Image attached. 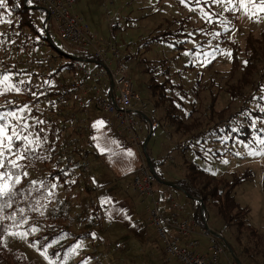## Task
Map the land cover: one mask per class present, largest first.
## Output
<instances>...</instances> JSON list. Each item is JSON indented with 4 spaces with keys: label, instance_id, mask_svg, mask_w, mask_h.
<instances>
[{
    "label": "rangeland",
    "instance_id": "1",
    "mask_svg": "<svg viewBox=\"0 0 264 264\" xmlns=\"http://www.w3.org/2000/svg\"><path fill=\"white\" fill-rule=\"evenodd\" d=\"M21 3L22 0L14 1L15 5H20ZM192 6L195 7L194 4ZM27 8L29 10L26 16L32 22L38 34L37 38L40 41L39 49L33 50L30 54V61L35 54L39 56H55L57 52H60L66 56H80V50L69 47L58 40L55 28L52 24H49L48 38L44 30V23L46 21L45 15L40 10L34 9L30 3L27 5ZM5 10H7L6 13H0L3 15V19L5 21H11V23L16 22L17 18L9 11L10 9H8V6ZM211 11L223 13V15L232 22L234 31L224 33L222 27L218 23H206L200 18L198 11L190 12L188 8L180 3V0H112V4L104 2L103 0H79L74 7V13L82 19L84 24L98 40H101L103 43L112 42L120 45L123 49L126 45L130 46L126 52L135 49V43L138 38H144L156 29L164 32L166 30L175 31L181 28L180 33L185 35L179 40L184 43L183 50H176L169 46L171 44L158 43L154 45L151 51L144 54L142 58L146 61L153 62L150 64V67H154V63L158 61L167 60L169 65L172 66L176 72H179L180 77L186 80L185 89L187 91H190L192 87L196 86L195 80H199L200 84L205 82L208 83L210 80H213L215 85L212 88V92H217V85L222 86L225 83L226 73L230 70L232 58L230 59L224 55H217V58L207 67H201L199 64H191L189 63V57L184 56L183 53L186 50L195 51V48L192 42L186 41H195L205 46L208 51H211V48H207L210 42L213 47L219 45L223 49L231 50L232 53L234 51L237 53L238 49H243L246 36L252 34L254 37H258L260 32L264 29V18L257 23L246 18L242 11L235 14L225 13L223 9L218 6H212ZM261 15L264 16V14ZM9 27L10 23H0V33H3L5 36L9 32ZM213 32H221V36L218 39H213V37L208 34ZM9 33L13 36L16 34L15 31H10ZM188 33H193V35L188 36ZM4 36L0 38L4 40V43L0 44L1 68L6 70L7 67L2 64L8 63L15 65V68L18 69V61L23 62V59H25V54L23 53L25 50L20 47L17 52H15L16 44H10V40H12L13 37L11 36L7 39ZM45 38L48 40H45ZM123 49L122 51H124ZM29 64L31 65V62H26L24 65L26 67ZM84 65L87 69L92 70L93 73L99 72V68L95 67L94 63L86 62ZM127 66L130 70L129 78L133 86L142 93L144 86H142L139 81H145V77L140 72L141 67L135 62L127 63ZM209 66L211 67L209 68ZM262 73H264V69ZM66 78H69V75L65 73L63 76H57L55 80L57 82H64ZM25 79H27V77ZM175 81H178V79H175ZM262 82L264 84V77L262 78ZM18 95L19 94L16 93H10L0 96V104L4 105L12 98L18 97ZM206 95L207 92L200 91L201 98H204ZM229 101L230 99L226 94L221 95L216 108L221 109L228 106ZM241 104L242 102L240 101L231 104V113L237 112ZM43 107L45 106L40 104L39 112L44 113L45 116L39 119L46 121L47 125L45 123L39 125L38 128L44 129L41 135H46L49 140L50 136L48 134V129L50 128L51 122L47 121L46 116H48V112L44 111ZM45 108L48 111L50 110L48 106ZM91 108H93V106ZM187 111H189V109H187ZM31 115L33 116V112ZM147 115L150 116L149 111ZM93 117L92 123H89L92 129L89 131L84 132L77 126L72 127L68 125V127L71 128L69 131L73 133V139L77 140L79 148L82 146H91V150L95 154H91L88 157L91 163V175L95 177L98 176L97 178H99V181H96V186H94V190L89 195L84 193L78 195L77 191L67 192L58 185L55 190V196L51 198V203L48 204L46 215H51L52 211L58 208L66 211L68 210L71 218V220H69L71 226L68 228V231L74 236H83L87 232H90V234L94 233L95 237H93V235L92 237L98 238L101 243L97 240L91 241L89 239L80 241L83 242L84 247L78 250V255H74L68 259L67 264H85V262L86 264H172L167 262L160 249L158 240H155L156 237H154L152 231L145 226V219L142 212L144 207L141 200L136 198L133 193L124 187L125 180H127L131 173L133 174L139 166L138 160L141 158L139 156L141 148L136 149L132 147L128 143V140L121 136L114 128H108V121L106 122V119L102 115L94 111ZM227 119L228 117H226V120ZM101 120L104 121L103 127L99 129L93 128V124ZM137 121H139L138 118ZM256 121V118L253 119V123H256ZM261 122V132L263 135L255 136L254 139L256 142L254 144H242L239 139H234L232 144L228 143V139H226V142L223 140L221 143H210L213 154H204L206 160H200L198 164L203 167L205 171L211 174L214 172L215 176L223 175L229 177L232 173L239 174L245 170H250L252 172L251 178L245 180L236 187L234 196L236 202L240 206L249 209V225L264 235V193L262 189L264 180V155L255 157L246 155L251 147H255L257 151L264 147L259 145V139H264V118ZM138 124L141 130V138H139V144H141L149 135L151 124L149 122L147 123V134L146 131L144 132L146 124L144 122H138ZM153 125L154 123H152V126ZM151 135L144 155L148 152L152 158H165L170 148L168 142L165 141L166 136L164 132L155 130ZM88 137L89 139L87 141ZM93 137L97 139L94 140ZM52 140L54 141V139ZM113 141H115V143H113ZM97 144L103 147L105 151L101 152ZM47 145L48 142L44 144L41 149V154L47 156L48 159H36L22 162L25 164V170L29 173L26 181H40L48 178L50 158ZM245 145H248V147ZM196 149L200 151L199 148L196 147ZM128 151H131L133 155L128 156ZM237 152L241 155H235ZM214 155H216L217 158L214 157ZM177 156V153L170 155L171 159H173V161L175 160V162L180 161L179 158L177 161ZM99 157L100 159H98ZM101 157L103 159H101ZM225 160H227L228 163H223ZM170 163L172 162L168 159L164 164L167 180L177 178L176 174L173 172L174 168L170 166ZM116 186L121 187L120 192L115 194L109 192V190L112 191V187ZM129 195L135 197L133 200L135 205L133 206L129 203ZM173 195L174 196H171V201L181 206L183 216L193 217V220L198 221L200 225L202 223L204 225V220H206L209 231L221 239L225 249V255L228 258H232L233 255L236 256L237 250L234 241V232L229 229H224L221 220L214 213L206 214V212H203L201 216L197 214L194 218L196 214V210H194L195 204L181 195L178 191H174ZM161 197L163 198L164 195ZM102 199L111 201L110 204L103 206L106 214V224L110 222L117 223L112 225L114 228L111 229L109 233H102L99 224L90 221L89 214L91 213V206L95 204L101 206L100 201ZM165 207H168L166 202ZM103 226L106 225L104 224ZM128 238H130V240H127ZM7 240L8 249L23 253L31 264H48V261L40 255V250L37 247H30L28 242L11 237H8ZM119 241L123 245L124 252L121 250L117 251L115 248V243ZM232 249L235 252H233ZM220 261L223 264V256H221Z\"/></svg>",
    "mask_w": 264,
    "mask_h": 264
},
{
    "label": "trees",
    "instance_id": "2",
    "mask_svg": "<svg viewBox=\"0 0 264 264\" xmlns=\"http://www.w3.org/2000/svg\"><path fill=\"white\" fill-rule=\"evenodd\" d=\"M14 1L15 0H7V6L8 9H10L9 11L17 18L16 22L10 23L9 32L15 31L16 34L13 36L8 32L4 37L7 39L11 36L13 37L12 40H10V44H16L15 52H17L20 47L24 49L25 52L23 53L25 54V59H23V62L18 61V69L15 68V65L3 63L2 65L7 67V69H2L0 65V71L10 70L12 72H17L26 70L28 73L32 74V85H43V82L47 78H57V76H63L65 73L69 74V80H81L74 68L76 63L82 66H85L84 63L86 62L94 63L95 67L99 68V65L91 56L81 51L79 52V57L70 56L73 59L57 52L55 56H39L35 54L30 61V54L33 50L39 49L40 41L37 38L38 34L32 22L26 16L29 9L24 3L25 0H22L20 5H15ZM1 12L6 13L7 10L0 9V13ZM48 29L49 26L46 29L44 28L47 35L49 33ZM180 30L181 28L175 31L166 30L161 32L159 29H156L144 38H138L134 50L126 52L128 47H130L127 45L123 49V62L125 64L130 62L137 63L139 67H141V74L145 77V81H139L140 84L144 86L142 93L134 87L135 91L141 95L142 101L149 107L148 111L150 114V116L143 114L135 117L139 137L141 138V130L138 122H144L145 124L149 122L151 124L152 134L155 130H161L166 137H169L168 141L165 137V141L168 142L170 148L165 158H152L148 152L144 155V142L140 144L141 149L139 148V156L141 155L145 160H148L156 180L154 192L163 202L165 201L168 205L172 197L169 195L165 196L164 192H161V188L167 187L171 189L172 192L178 191L181 195L195 204L194 210H196V214L194 218L197 214L199 216L203 214L200 209L201 202L205 207L206 214L214 213L221 220L224 229H229L234 232V241L237 250L235 257L240 264H264V235L249 225V209L240 206L236 202L234 196L236 187L245 180L251 178L252 172L250 170H245L239 174L232 173L229 177L223 175L215 176L205 171L203 167L198 164L200 160H206L204 154H213L210 143H221L223 140L226 142L225 138L228 137V143L231 144L234 142V139H239L242 144H254L256 142L254 137L263 135L261 132V121L264 118V112H261L260 108L264 107V98H262L264 97V88H262V86H264L262 82V78L264 77V73H262L264 69V29L260 32L258 37H254L252 34L246 36L243 49H238L237 53L235 51L232 53L230 70L226 73L225 83L222 86L217 85V92H212V88L215 85L213 80L203 84H200L199 80H195L196 86L192 87L190 91H187L185 89L186 80L180 77L179 72H176L175 69L169 65L167 60L158 61L154 63V67H150V64L153 62L146 61L142 58L144 54L151 51L154 45L158 43L171 44L174 45V49L183 50L184 43H177V41L185 36L180 33ZM45 40L48 39L45 38ZM75 58L83 61L77 62ZM244 61L249 62L247 66H245ZM26 62L48 63L53 67V72L46 76L38 74L33 70L26 69L24 65ZM210 67L211 66H209V68ZM175 79H178V81H175ZM32 90L37 91L38 89L33 87ZM199 90L207 92V95L201 98ZM57 93H54L53 96H59ZM223 94L229 97V104L224 108L217 109V102ZM45 99H47L46 95L41 96L39 101H37L30 94H19L18 97L9 100V102H12L11 104L6 102L4 104L6 108L0 109V111L26 103L33 105L38 104V106L42 104L47 107ZM236 101H240L242 104L239 106L237 112L231 113L230 106ZM90 103L91 98L86 101L82 112L87 113V119L89 123H92L94 118L93 113L94 111L96 112V110L94 107L91 108L92 105ZM45 107H43L44 111L48 112V116H46L47 121L51 122L50 128L48 129L50 139L47 145L50 166L48 169L49 176L46 181L57 183V185H60L62 189L67 192L77 191L78 195H81L80 193L86 195L91 194L94 190V186H96V181H99V178H97L98 176L95 177L91 175V168L89 172L83 173L82 171L76 170L66 171L61 165V149L64 143L72 142L70 139L73 134L62 128L63 122L66 120L65 115L70 112L77 113L79 111L75 109V105H70L68 103L57 108H51L49 111L46 110ZM187 109H189V111H187ZM242 112L248 114L240 115ZM33 116L40 118L45 116V114L37 111L34 107ZM226 117H228L227 120ZM137 118L139 121H137ZM255 118L257 121L253 123V119ZM107 120L108 119H106V122ZM234 121H238V124L234 123ZM152 123H154L153 126ZM253 124L255 126H253ZM147 127L146 124L144 130L146 134L148 133L146 130ZM108 128L110 127L108 126ZM234 128L236 129L235 131L233 130ZM91 129L92 126L90 125L89 130ZM52 139H54V141ZM88 139L89 137L87 141ZM196 147L199 148L200 151L197 150ZM40 153H42L41 150ZM173 153L178 154L176 158L177 161L178 158L180 161L175 162V160L173 161V159H171L170 155ZM91 154H94L91 150V146H82L79 148L78 145L73 146L71 150V155L74 158L88 161L90 166L91 163L88 157ZM214 157L217 158L216 155H214ZM168 159L172 162L170 166L174 168L173 172L177 177L173 180H167L166 178L164 164ZM65 173L67 174L65 175ZM53 177H58L59 179L53 181ZM127 180H129V178ZM127 180H125V182ZM71 181H75V183H71ZM27 185L28 181L25 179L22 186L26 187ZM171 185H173V187H171ZM262 189L264 193V180ZM111 190L112 191L109 190V192L115 194L121 191V187H112ZM33 195L37 194L34 193ZM163 195L164 197L162 198L161 196ZM135 197H131V195L128 196L129 203H131L132 206L135 205L133 201ZM17 204L19 206H25V201L18 199ZM47 210L43 216H40L38 213H28L30 216L29 223L41 229L39 232L29 237L28 243L33 240H40L41 245L47 244L61 234L66 233L65 239L49 249L50 258L54 259L52 254L55 252H59L61 257H63L72 245L83 240H97L101 243L98 238H93L90 232L85 233L83 236H74L71 234V232L68 231V228L71 226L69 222L71 218L68 210L66 211L58 208L52 211L49 216L46 215ZM8 211L11 212L12 209ZM104 211L103 206L98 204L92 205L91 213L89 214L90 221L96 224L98 223L102 233H109L111 229L114 228L112 225L116 222L106 224V214ZM142 212L145 219L144 209H142ZM4 223L8 224L9 222L5 221ZM144 223L145 226H147L146 222ZM104 224L106 226H103ZM201 225H203V223ZM25 227H27V225ZM44 237H47V239H43ZM127 240H130V238ZM155 240L157 239L155 238ZM218 242H222L220 238ZM115 244L117 251L121 250L124 252L123 245L120 241ZM37 248L41 251L40 246ZM160 249L162 251L161 246ZM232 251L235 252L233 249ZM0 264L31 263L23 253L11 251L7 246L0 245ZM57 264H59V262H57Z\"/></svg>",
    "mask_w": 264,
    "mask_h": 264
},
{
    "label": "built area",
    "instance_id": "3",
    "mask_svg": "<svg viewBox=\"0 0 264 264\" xmlns=\"http://www.w3.org/2000/svg\"><path fill=\"white\" fill-rule=\"evenodd\" d=\"M78 1L32 0L30 3L44 13L45 29L52 24L60 42L88 54L99 65V72L93 73L76 63L74 68L81 80L66 78L64 82H57L56 78H47L53 86L44 87L48 88L45 103L49 109L75 103V109L79 112L66 114L62 128L69 131L71 128L68 125L77 126L86 132L90 125L87 113L82 112V109L91 98L90 104L96 112L108 119V126L125 137L132 147L139 149L140 137L135 117L147 114L148 107L129 78V67L123 62V48L112 42L103 43L95 37L82 19L73 13ZM103 1L112 4V0ZM25 68L44 76L53 72V67L48 63H31ZM54 93L59 96H53ZM73 138L72 134V142L64 143L61 149L62 168L87 173L91 168L89 162L71 155L73 146H78L77 140ZM140 157L137 170L130 175L124 187L141 200L146 225L158 240L167 262L222 264L220 260L223 256V264H237L233 254L232 258L225 255L222 242H218L219 237L209 231L206 220L204 225H200L193 218L183 216L181 206L174 201H170L168 207H165L163 200L154 192L156 180L147 160L141 155Z\"/></svg>",
    "mask_w": 264,
    "mask_h": 264
},
{
    "label": "snow or ice",
    "instance_id": "4",
    "mask_svg": "<svg viewBox=\"0 0 264 264\" xmlns=\"http://www.w3.org/2000/svg\"><path fill=\"white\" fill-rule=\"evenodd\" d=\"M26 2L31 3L32 0H26ZM180 3L188 8L190 12L198 11L200 18L206 23H218L224 33L234 31L232 22L223 13L212 12V6L221 7L225 13L235 14L242 11L246 18L257 23L264 18L261 15L264 14V0H180ZM193 4L195 7L192 6ZM6 7L7 0H0V9H5ZM5 22L11 23V21H5L3 15L0 14V23ZM208 34L213 39H218L221 36V32ZM192 35L193 33H188V36ZM3 36L4 34L0 33V37ZM186 42H192L195 48V51L186 50L183 53L184 56L189 57V63L191 64L207 67L217 58V55L232 58L231 50L223 49L219 45L213 47L209 42L207 48H211V51H208L205 46L195 41ZM3 43L4 40L0 39V44ZM177 43L182 42L177 41ZM169 46L173 47L174 45ZM248 63V61H244L245 66ZM31 75L26 70L17 72L10 70L0 71V96L10 93L30 94L39 101V98L45 96L48 88H51L53 84L51 81L45 80L43 85H32ZM24 77H27V79ZM44 85H47L48 88H44ZM33 87L38 90L33 91ZM7 103L11 104L12 102ZM34 107L39 111L38 104L28 103L0 111V245L5 247L8 243V237L28 242L30 236L41 230L38 226L29 223L30 216L28 213L33 212L43 216L48 204L51 203V198L55 196V190L58 186L57 183L46 180H31L26 187L22 186L24 180L29 176V173L25 170V164L22 162L48 159L47 156L40 153L44 144L48 142V138L46 135H41L44 129L38 128L39 125L45 124L46 121L31 115ZM4 108H6V105H0V109ZM260 111L264 112V107L260 108ZM247 114L246 112L240 113V115ZM234 123L238 124V121H234ZM103 125L104 121H97L93 124V128L99 129ZM253 126L255 125L253 124ZM233 130L235 131L236 129L234 128ZM93 139L97 138L93 137ZM259 145L264 146V139H259ZM245 146L248 147V145ZM97 147L101 152L105 151L99 144H97ZM127 155L132 156L133 153L128 151ZM235 155L240 156L241 154L237 152ZM246 155L253 157L262 156L264 155V147L259 151L255 147H251ZM223 163L226 164L228 161L225 160ZM213 175H215L214 172ZM58 179V177L52 178L53 181ZM71 183H75V181H71ZM34 193L37 195H33ZM18 199L25 201V206H19L17 204ZM100 203L101 206H104L110 204L111 201L102 199ZM9 209H12V211L9 212ZM5 221L9 223L5 224ZM26 225L27 227H25ZM66 235V233L61 234L43 245H41L40 240H33L29 243V246L34 248L40 246V255L48 261V264H57V262L59 264H67V260L74 255H78V250L83 248L84 245L83 242L76 243L67 250L63 257H61L59 252H55L52 254L54 259L50 258L49 249L65 239ZM92 235L95 237L94 233ZM43 239L46 240L47 237Z\"/></svg>",
    "mask_w": 264,
    "mask_h": 264
},
{
    "label": "water",
    "instance_id": "5",
    "mask_svg": "<svg viewBox=\"0 0 264 264\" xmlns=\"http://www.w3.org/2000/svg\"><path fill=\"white\" fill-rule=\"evenodd\" d=\"M25 5H26V0H25ZM34 9H37V8H34ZM47 37L49 38V36L47 35ZM50 44H52V43H50ZM59 51V50H58ZM64 55V54H63ZM69 58H71V59H73L72 57H70V56H68ZM75 60L77 61V62H82L83 60H80V59H76L75 58ZM150 136H151V131H150V133H149V135L147 136V138L145 139V141H144V144H143V151H144V153H145V150H146V146H147V143H148V140H149V138H150ZM147 160V159H146ZM147 163H148V165H149V167H150V164H149V162H148V160H147ZM150 170H151V168H150ZM151 172H152V170H151ZM153 173V172H152ZM200 208H201V212H205V207H204V205L200 202ZM237 261V264H240L239 263V261L238 260H236Z\"/></svg>",
    "mask_w": 264,
    "mask_h": 264
},
{
    "label": "crops",
    "instance_id": "6",
    "mask_svg": "<svg viewBox=\"0 0 264 264\" xmlns=\"http://www.w3.org/2000/svg\"><path fill=\"white\" fill-rule=\"evenodd\" d=\"M73 13H74V10H73ZM75 14V13H74ZM76 15V14H75ZM77 16V15H76ZM78 17V16H77ZM146 116H148L147 114H146ZM148 123V122H147ZM146 123V124H147ZM148 125V124H147ZM98 159H100V157L98 158ZM101 159H103L102 157H101ZM138 164H140V160H138ZM138 168V167H137ZM137 170V169H136ZM135 170V171H136ZM134 171V172H135ZM133 172V173H134ZM132 174V173H131ZM171 187H173V185H171ZM161 192H164V194H165V196L166 195H170V196H174L173 195V192L171 191V189H169V188H167V187H163V188H161ZM172 200V199H171ZM170 203V202H169ZM200 241H201V243H204V241H202V239H200Z\"/></svg>",
    "mask_w": 264,
    "mask_h": 264
}]
</instances>
